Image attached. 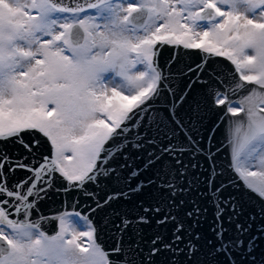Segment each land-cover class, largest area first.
Here are the masks:
<instances>
[{"label": "snow or ice", "instance_id": "1", "mask_svg": "<svg viewBox=\"0 0 264 264\" xmlns=\"http://www.w3.org/2000/svg\"><path fill=\"white\" fill-rule=\"evenodd\" d=\"M0 264H264V0H0Z\"/></svg>", "mask_w": 264, "mask_h": 264}, {"label": "water", "instance_id": "2", "mask_svg": "<svg viewBox=\"0 0 264 264\" xmlns=\"http://www.w3.org/2000/svg\"><path fill=\"white\" fill-rule=\"evenodd\" d=\"M171 54H172L171 53V49H166L162 53V55L160 57L161 64H163L168 58H170ZM224 63H228V62L225 61ZM181 87H183V84H181ZM185 108H186V106H184V108H181V109L177 110L181 118L184 117ZM207 135H208V133L202 129L201 130V135L199 137H197L200 140L201 144L204 146L205 149H208L210 147V145L208 144L207 139H206ZM222 140H224V125L223 124L216 131L214 143L218 144ZM225 143H226V141H225ZM48 148H49V145H47V144L43 145L39 149L41 155H47L48 154ZM211 150L215 151V147H212ZM222 153L223 154H218L219 155L218 164L220 165V167L217 168V172L222 171L223 168L227 164L228 148L227 147L222 148ZM130 155L132 156V159L129 161V163L134 164V165H143L144 160L146 159V155L143 156V157L140 156L137 153V150H135V149L132 150ZM198 159H199L200 164L203 166V168H207V164H206L204 158L203 157H198ZM25 162H27V161H25ZM185 163H188V159L187 158H185ZM203 168L202 169L192 170V171L197 172V174L199 175L200 181H201V183L195 184L194 186L199 188L200 192L202 193V195H200L198 197V199L201 202L202 206H203L204 201L207 198V184H206V180H207V177L209 175V173L207 171H204ZM26 175H27L26 172L18 171L16 173L14 179L21 180V179L25 178ZM150 175H151L150 172H145L144 174L141 175L140 179H143V180L146 181ZM227 178H228L227 173H225V176L223 177V179L227 180ZM188 179L194 181L195 177L192 176V175H189ZM220 182H221L220 179H217L216 183L219 184ZM133 183H135V181H133ZM230 191H234V190H232L231 188L225 189V191L223 192V195L226 197ZM105 194H106L105 190H101L100 191V198L103 199ZM74 195L75 194H69L67 196L68 209L69 210H70V206H71L72 199H73ZM50 197H51L50 199H47V200L41 202V206H40L41 207V212L44 215H46V216L51 215L53 213H58V212L61 211L62 208H64L65 197H64V195L62 193L58 194V193L53 191V192H50ZM193 198H196L194 193H193ZM79 199L81 201V204H84L85 198L83 196H80ZM114 207H116V208H118L119 210H122V211H131L132 210V203L131 202H123V203H121L119 205H114ZM208 208H209V211L207 213V222L204 223L202 228H201L202 233L205 234V235L208 234V227H209V224L212 222L211 205H208ZM83 211L86 212L87 208H84ZM246 211H251V208H247ZM105 214H106V212L104 210L100 211L98 214H93L95 216V222H96L97 225L102 224ZM43 227H44V230L46 232H48L49 234H54L56 231H58L57 222H55V221L50 222V223H46ZM148 235L149 236L151 235V231L150 230H148Z\"/></svg>", "mask_w": 264, "mask_h": 264}]
</instances>
